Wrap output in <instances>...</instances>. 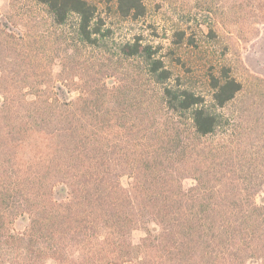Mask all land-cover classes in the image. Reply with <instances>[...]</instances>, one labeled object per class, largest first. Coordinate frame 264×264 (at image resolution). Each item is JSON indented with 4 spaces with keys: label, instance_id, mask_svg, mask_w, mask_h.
Masks as SVG:
<instances>
[{
    "label": "trees",
    "instance_id": "obj_1",
    "mask_svg": "<svg viewBox=\"0 0 264 264\" xmlns=\"http://www.w3.org/2000/svg\"><path fill=\"white\" fill-rule=\"evenodd\" d=\"M33 1L54 25L76 17L79 42L97 45L102 23L94 0ZM145 1L115 0L117 13L142 18ZM250 4L264 19V0ZM10 38L0 36V51L7 53L1 59L7 64H0V256L5 246L17 252L11 264L46 258L125 264L133 255L139 264H264V197L256 200L264 194V170L241 165L264 160V109L251 118L245 109L236 117L224 112L241 90L227 67L210 76L208 100L181 87H159L158 127L116 123L110 139L107 123L99 120L107 111L97 104L105 96L120 100L121 88L80 87L77 102L61 105L38 93L20 111L24 87L6 83L5 67L17 62L8 50L21 49ZM118 52L147 61L157 83L171 76L158 49L139 37ZM28 133L42 134L47 152L18 166L17 142ZM124 174L132 177V191L120 184ZM188 178L193 183L185 187ZM240 180L247 182L241 190ZM140 223L145 236L134 244L130 234Z\"/></svg>",
    "mask_w": 264,
    "mask_h": 264
},
{
    "label": "rangeland",
    "instance_id": "obj_2",
    "mask_svg": "<svg viewBox=\"0 0 264 264\" xmlns=\"http://www.w3.org/2000/svg\"><path fill=\"white\" fill-rule=\"evenodd\" d=\"M250 1L146 0L145 15L132 20L118 15L115 0H94L102 26L97 45L90 46L79 42L75 35L76 17L57 26L45 7L33 0H0V36H11L12 44L18 42L21 46L15 53L8 50V55L17 62L5 67L7 87H24L26 104L21 106V112L27 108V103L36 101L38 93L43 99L55 102L54 105H61L77 102L83 95L80 87H101L108 91L121 88L120 100L105 96L97 104L103 103L107 111L99 120L107 123L106 132L111 139L116 123L122 127L135 124L146 131L158 127L162 116L155 103L159 87H181L208 100L210 76H218L220 69L227 67L241 84V90L224 112L236 117L239 110L245 109L251 118L257 109H264V19ZM133 37L158 49L156 57L171 73L166 82L157 83L149 74L148 62L142 58L119 55V45ZM6 54L0 51L1 65L7 64L1 62ZM76 119L83 121L81 115ZM25 136L16 146L18 166L47 152L42 134ZM256 159L246 160L241 165L246 167L251 163L255 171L264 170V160ZM237 164L236 168L240 167ZM239 175L241 172H237L236 177ZM243 181H238L239 190L247 183ZM132 182L128 174L120 178L121 186L130 191ZM192 183L188 178L184 186ZM263 197L264 194H258L256 200ZM149 227L156 228L152 223ZM130 236L134 244L145 236L141 223ZM1 251L0 264H11L17 255L5 246ZM77 254L72 257L75 259ZM132 257L133 260L125 264L140 263L135 255ZM258 263L252 260L248 264ZM37 264L59 263L46 258Z\"/></svg>",
    "mask_w": 264,
    "mask_h": 264
}]
</instances>
